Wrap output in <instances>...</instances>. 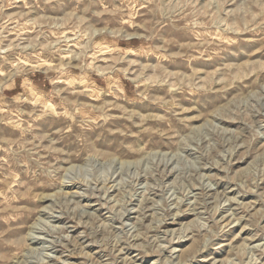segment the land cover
<instances>
[{
  "label": "rangeland",
  "instance_id": "374dc122",
  "mask_svg": "<svg viewBox=\"0 0 264 264\" xmlns=\"http://www.w3.org/2000/svg\"><path fill=\"white\" fill-rule=\"evenodd\" d=\"M24 263L264 264V0H0Z\"/></svg>",
  "mask_w": 264,
  "mask_h": 264
},
{
  "label": "bare ground",
  "instance_id": "6f19581e",
  "mask_svg": "<svg viewBox=\"0 0 264 264\" xmlns=\"http://www.w3.org/2000/svg\"><path fill=\"white\" fill-rule=\"evenodd\" d=\"M216 119V118H215ZM75 181V180H74ZM36 228V227H35ZM54 229V228H53ZM30 233V232H29ZM34 238V237H33ZM37 239V238H36ZM35 239V240H36ZM59 240V239H58ZM32 241V240H31ZM49 243V242H48ZM44 247V246H43ZM33 252V251H32ZM38 252V251H37ZM33 255V254H32ZM22 256V255H21ZM26 256V255H25ZM30 257V256H29ZM52 257V256H51ZM18 258V257H17ZM21 259V258H20ZM39 262V261H38ZM35 263V262H34ZM25 264V263H24ZM31 264V263H30ZM47 264V263H46Z\"/></svg>",
  "mask_w": 264,
  "mask_h": 264
}]
</instances>
